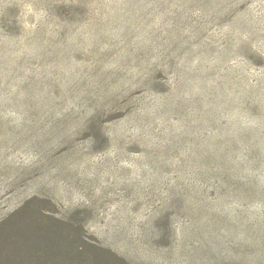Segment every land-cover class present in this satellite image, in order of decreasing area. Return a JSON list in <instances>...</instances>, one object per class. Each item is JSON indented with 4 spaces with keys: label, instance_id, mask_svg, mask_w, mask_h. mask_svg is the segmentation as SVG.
Segmentation results:
<instances>
[{
    "label": "rangeland",
    "instance_id": "obj_1",
    "mask_svg": "<svg viewBox=\"0 0 264 264\" xmlns=\"http://www.w3.org/2000/svg\"><path fill=\"white\" fill-rule=\"evenodd\" d=\"M0 264H264V0H0Z\"/></svg>",
    "mask_w": 264,
    "mask_h": 264
},
{
    "label": "trees",
    "instance_id": "obj_2",
    "mask_svg": "<svg viewBox=\"0 0 264 264\" xmlns=\"http://www.w3.org/2000/svg\"><path fill=\"white\" fill-rule=\"evenodd\" d=\"M219 179H221L222 181H225V180H228L229 177H228L227 175H225V174H224V175L221 174V176H219ZM4 244H7V241L4 242V243L2 244V246H3ZM121 261H122V260H121ZM122 262H125V261L123 260Z\"/></svg>",
    "mask_w": 264,
    "mask_h": 264
}]
</instances>
